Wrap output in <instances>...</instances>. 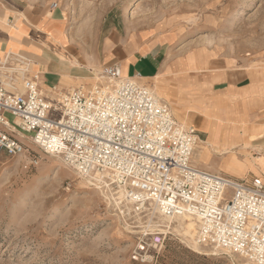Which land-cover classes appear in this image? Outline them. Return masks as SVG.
<instances>
[{
  "label": "rangeland",
  "instance_id": "374dc122",
  "mask_svg": "<svg viewBox=\"0 0 264 264\" xmlns=\"http://www.w3.org/2000/svg\"><path fill=\"white\" fill-rule=\"evenodd\" d=\"M51 1L63 11L69 38L65 37L70 45L64 48L81 64L89 65V69L80 66L88 77L79 78L68 88L51 85L56 94L78 85L88 87L97 80L95 73L102 67V41L110 33L123 37L148 31L162 42L165 51L159 72L163 83L158 90L175 117L179 113L187 123L193 121L199 107L196 92L200 89L205 97L220 102L221 108L231 101L242 109L244 132L259 120L246 103L249 95L243 98L234 93L228 98L224 91L203 85L204 75L209 72L203 62L214 59L243 67L257 91L264 90V0ZM190 55L195 58L192 68L186 65ZM34 71L38 70L32 66L30 72ZM17 79L20 85L21 77ZM0 80L6 82L7 78L0 74ZM146 83L151 88L155 82L151 79ZM41 88L46 93L44 85ZM224 109L236 115L234 108ZM262 134L264 125L252 131L250 137ZM205 137L202 132L200 138ZM244 141L242 145L247 143L248 147L238 151L237 146L238 157L245 160L248 154L249 160L259 161L258 149L247 138ZM34 150L38 153L37 164L30 163L26 154L0 156V264H136L130 260L129 251L137 231L146 227L149 212L135 213L129 203L119 207L118 193L111 185L99 188L87 183L59 157ZM225 158L210 154L194 163L192 155L191 161L215 173L247 179L258 175L249 168L234 173L226 167ZM225 192L230 194V188ZM157 215L155 224L167 225L171 231L159 264L248 263L235 254L205 247L201 251L192 249Z\"/></svg>",
  "mask_w": 264,
  "mask_h": 264
},
{
  "label": "built area",
  "instance_id": "2783aa9c",
  "mask_svg": "<svg viewBox=\"0 0 264 264\" xmlns=\"http://www.w3.org/2000/svg\"><path fill=\"white\" fill-rule=\"evenodd\" d=\"M31 68L17 53L0 58L7 78L0 80V156L26 154L37 164L38 155H29L36 148L115 193L122 190L119 207L129 203L135 213L150 215L129 251L136 264H158L171 234L167 225L155 224V215L184 212L199 217L195 239L201 246L264 264L263 178L236 180L194 165L197 130L179 123L138 74L124 75L116 63L97 70L92 85L52 99Z\"/></svg>",
  "mask_w": 264,
  "mask_h": 264
},
{
  "label": "crops",
  "instance_id": "0c3cea01",
  "mask_svg": "<svg viewBox=\"0 0 264 264\" xmlns=\"http://www.w3.org/2000/svg\"><path fill=\"white\" fill-rule=\"evenodd\" d=\"M53 2L51 0H0V57L13 52L31 60L33 68L40 73L39 87L42 89L41 84L44 85V91L47 90L45 95L50 99L56 95L51 85L61 84L62 87L68 88L79 78L88 77L84 76L81 67L72 64L66 56L70 53L68 49L70 45L65 37L67 35L66 23L62 9L58 5L53 7ZM112 29L118 31L116 27ZM67 38H69L68 35ZM64 46H68V50ZM101 52L102 56L99 60L101 66L116 63L124 75L138 74L139 82L147 87L149 86L146 82L152 79L155 82L152 87L163 98L158 85L163 83L159 72L163 65L165 51L162 42L153 39L150 32H138L123 37L117 32H112L103 39ZM194 59L193 55L188 56L186 65L189 68L194 66ZM203 65L209 70L204 75L203 85L205 87L224 91L229 96L228 98L234 93L242 95L243 98L249 95L246 103L249 104L250 111L252 109V115L259 120L250 124L244 132L242 109L236 107L231 101L221 108L220 102L205 97L199 89L196 92L199 107L195 110L196 115L193 121L187 123V120L179 113H176L177 117L173 115L177 121V118L184 119L183 123L178 121L182 125L193 126L200 140L212 144L195 153L194 163L199 162L200 157H208L210 154L223 156L226 157V167L234 173L238 174L249 168L258 174L253 176L264 179V134L254 138L250 137L252 131L264 125V120H260L264 115V90L257 91L248 70L243 67H232L226 61H215L214 59H206ZM207 100H210L208 105L205 103ZM225 106L234 108L236 115L225 110ZM202 132L206 133L204 139L200 138ZM246 138L250 145L258 149L260 156L257 160L260 158L259 161L249 160L248 154L245 155L247 157L245 160L238 157L236 147H239L238 151L247 148L248 146L242 147ZM213 146L225 147L230 152L226 155L214 154L212 153ZM222 175L236 180L247 179L224 173Z\"/></svg>",
  "mask_w": 264,
  "mask_h": 264
},
{
  "label": "bare ground",
  "instance_id": "6f19581e",
  "mask_svg": "<svg viewBox=\"0 0 264 264\" xmlns=\"http://www.w3.org/2000/svg\"><path fill=\"white\" fill-rule=\"evenodd\" d=\"M69 60L72 61L71 62L72 64L77 65L78 67L83 66L86 69H89V65H85L83 63L81 64L79 62V60L76 59V58H74L73 56H71L70 53H69ZM151 90L154 91L156 93V95H158V97H160L159 93L156 91V89L154 87H151ZM179 119H180V121L182 123L185 122L183 118H179ZM207 145L212 146L211 142H208V141H205V140H199L196 143L195 147H194V150H193L194 151V154L197 151H199V150H204V148ZM246 145H247V143L245 144V146ZM242 147H244V144L242 145ZM229 152L230 151L227 148H225V147H223V148H217V147L213 146V150H212V153L217 154V155H226ZM194 154L192 153L193 160L195 159V156H196V154L195 155ZM80 176L85 181H87V183L89 182L91 184L97 185L99 188H102V187L104 188V185H101L99 182H96V181L92 180L89 177H85V176H82V175H80ZM106 189L109 191L110 194L112 193L110 191L111 189H109L108 187H106ZM118 195H119V198H121L124 195L123 191L122 190H119ZM153 211H156V208H153ZM163 219L166 221L167 224L170 225V227L172 226V228H171L172 231L175 232L180 237V239H182L192 249H194L196 251H201L202 248L204 249V247L201 246L199 243H197V241L195 239V235H196L197 227H198V222H199V217L198 216H192V215L184 212V213H179V214L174 215V216H166V217H163ZM213 251H215V250H213ZM213 253H215V252H213Z\"/></svg>",
  "mask_w": 264,
  "mask_h": 264
},
{
  "label": "trees",
  "instance_id": "16d2710c",
  "mask_svg": "<svg viewBox=\"0 0 264 264\" xmlns=\"http://www.w3.org/2000/svg\"><path fill=\"white\" fill-rule=\"evenodd\" d=\"M29 150H30V153H29L30 156L38 155V153L33 148H29ZM158 264H159V262H158Z\"/></svg>",
  "mask_w": 264,
  "mask_h": 264
}]
</instances>
